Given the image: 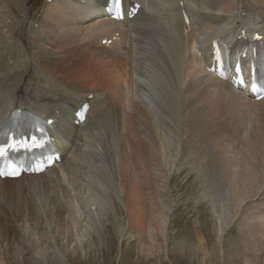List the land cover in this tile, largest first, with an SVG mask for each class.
<instances>
[{
    "label": "rangeland",
    "instance_id": "374dc122",
    "mask_svg": "<svg viewBox=\"0 0 264 264\" xmlns=\"http://www.w3.org/2000/svg\"><path fill=\"white\" fill-rule=\"evenodd\" d=\"M5 1L20 17L19 22L22 20L21 23H24L27 29H31L28 32L30 37L37 36V39L48 49V54L43 58H40L42 54L34 55L38 64L31 61L32 67L35 65L40 73L50 79L58 77L60 80H71V84L81 85L80 88H69L68 91L75 96L80 93L84 96L89 92L88 99L91 98L92 92H95L91 90V85L96 81L104 82V85L101 84L102 99L113 102L115 111H111L112 123L118 129L115 138L109 143V150L113 156L117 194L109 190L107 193L104 192L111 217L105 235L103 232L98 235L94 230H90V234L81 244V250L75 253L70 252L73 241H70L71 236L63 220H51L47 225L32 223V233L26 234L25 225H22L18 221L19 217L15 215L17 209L21 208L17 196L14 193L0 196V264H55L52 258H47L49 251H46V255L39 254V251L41 248L54 247L57 244H67L64 250L69 252L66 254L69 258L65 264H226L228 258L232 260V264H264V231H262L264 229V101L260 99L241 105V108L237 107L241 110V114L228 112L232 114L230 116L227 112L223 113L222 104L217 102V106L216 102L202 95L203 90L200 89L210 85L214 81L215 74L207 66H205L206 71H203V67L199 71L192 69L190 57L201 59L200 49L208 55L209 41L206 40L205 47H202L201 40L197 39L196 28H190V24L187 23L181 27L186 55L184 69L182 67L184 83L181 92H183L178 102L180 110L176 109L178 117H175V120L171 117L170 120L166 119L165 123L159 125L167 130L166 139L170 144L173 141L169 131L175 123L178 132L176 144L180 145V152L172 163L167 160L165 164L159 163L154 166L149 164L150 169L145 174L147 187L142 192L143 189L136 182L140 148H135L133 143L136 139L139 147L149 153L146 146L148 139L152 138V130L146 108L140 101V84H142L140 77L142 76L143 80L149 77V69L146 65L149 62L140 58L145 57L146 53L141 48L137 49L138 43L134 40L133 27L127 28V25L122 24L121 27L127 28L124 34L118 35L119 33L116 32L110 37L104 35L100 37L101 40L98 37L94 46L87 43V47H69V50L57 59L56 56L59 54L53 52L61 50L56 46L61 45L63 41L52 33V26L47 23L51 19L48 12L44 17L48 8H55L54 0H19L15 4L13 0ZM202 1L180 0V4L194 10L198 17L223 13L220 15L224 21L222 26L226 24L225 29H222L225 31L229 30L233 22L232 18L236 16L245 18L249 12L256 11L259 16L258 21L264 20V0H239L240 6L237 4L238 0H228V2L210 0L219 4L218 13L205 8L206 5ZM73 4L72 14L76 25L80 27H89L107 18L104 13L101 16L99 13L89 12L97 9L98 6L99 9L102 8L95 0H67V8ZM235 6L239 9L237 13ZM12 9H7L4 0H0V12H12L10 11ZM77 10H82V14H78ZM187 16L190 20L189 15ZM2 20H4L3 16L0 17L2 23L0 26L4 23L9 24L11 19ZM263 24L264 21L259 26L264 28ZM237 26L239 25L236 24L235 27ZM197 27L204 36L215 31L214 26L202 24V21H198ZM0 30L1 34L3 30L2 28ZM0 37V74L9 70L7 75L0 77V94H2L5 90L3 85L6 84V78L13 74V70H10L12 57L6 49L7 42H11L10 38L17 39V36L12 30L4 29ZM119 39L127 48L129 47L124 49L122 54L119 52L125 65L109 70L115 60L114 58L111 63L108 61L110 57H115L109 54L112 52L101 53V63H97L96 59L100 55L97 52L96 56L93 54L95 51L108 50L112 43ZM77 43L81 44L79 40ZM12 47H16V44H12ZM139 51L144 55H139ZM18 54L16 53L15 57H18ZM50 56H54L55 61L49 62ZM24 73L21 84L29 98L35 92L43 91L48 94L42 86L45 83L41 79H39L41 82H37L31 68ZM49 84L51 86L53 82ZM113 88L118 91L114 92ZM179 111L185 112L186 117L182 118ZM241 116L246 120L239 124ZM156 141L160 146L158 140ZM206 148L208 153L205 151ZM207 162L221 171L219 174L221 185L227 192L223 201L225 212L221 219L212 202L209 172L207 169L203 171L208 165ZM239 175H244L243 178L246 180L248 178L250 183L245 186L246 182L237 178ZM232 183L235 189L237 185L242 187L237 198ZM160 184L165 185L161 190ZM47 195L50 197L48 198L50 202L55 200L54 205L63 209L56 196L54 199V193L47 192ZM23 196L26 199L25 204H30L35 194L27 191ZM138 198L139 204H137ZM164 201L170 207L169 210H166ZM116 220L123 224L127 233L133 235L131 238H128V234L123 241L117 237ZM7 231L8 233H5ZM253 233L256 235L255 242L252 239ZM180 244H183L184 249L177 248Z\"/></svg>",
    "mask_w": 264,
    "mask_h": 264
},
{
    "label": "bare ground",
    "instance_id": "6f19581e",
    "mask_svg": "<svg viewBox=\"0 0 264 264\" xmlns=\"http://www.w3.org/2000/svg\"><path fill=\"white\" fill-rule=\"evenodd\" d=\"M18 1L19 0H13V4L18 3ZM95 1H98L102 8L99 9L98 6L97 9L95 8L93 11L89 12H96L102 16L103 12H105L104 6L106 0ZM147 1L148 2H146V0H122L124 8L122 12L123 20L110 18L105 12L108 16L107 18L93 23L89 27H80V25H76L75 17L72 14L74 11V4L67 8V0H54L53 2L58 6L55 5L54 9L50 7L44 13V17H46V12H48L47 14H49L50 20H52L47 22L52 26V33L63 41L61 45L57 41L59 46L56 47L61 50L53 52V54H59L56 56L57 59L61 58L63 53L69 50V47H87V43L94 46L98 37L102 38L104 35L110 37L112 34L115 35L116 32L119 33L118 35L121 33L124 34L127 28L133 27L132 32H134V40L138 43L137 49L139 50L141 48L146 53V55H144L139 51V55L145 56L140 58L149 62V64H146L149 69V77L145 78V80H143L142 76L140 77V81L142 82V84H140V101L146 108L148 122L152 130V138L148 139L146 146L149 153H146V150H143L141 146L139 147L136 139H134L133 143L135 148H140V163L137 162L138 174L136 182H138L143 189L142 192H144L146 190L145 187H147L145 183V174L150 169L149 164L153 166L155 164L159 165V163L165 164L167 160L172 163L177 158L178 152H180V145L176 144L178 132L177 126L174 125L175 123L170 127L169 131L171 135L170 138L173 141H170V144L168 139H166L167 130L159 125L165 123L166 119L170 120L171 117L172 120H175V117H178L176 109L178 108V110H180L178 102L183 92H181L184 83L182 67L184 69V56L186 55V51L183 48L181 27L185 26L184 24L187 23V25L190 24V28H196L198 30L197 39L201 40L202 47H205L204 44L206 40L210 43L208 55L207 52L203 53L202 49H200L201 59H196L193 56L190 57L191 68L196 69V71H199L202 67L203 71H206L205 66L209 67L211 64H213L215 70L216 62L213 61L211 47V42L213 40L224 41L223 43H225L229 49V66H231V68L227 80L220 78L218 76L219 74H216V79L214 78V81L210 85L200 89V91L203 90L202 95L207 96L209 100L222 104V111L223 113L227 112V114L230 112L240 115L241 110H239V108H241V105L255 101L253 97L248 96L249 93H251L249 90L253 85V80L250 75L253 46L257 44L256 40H254L255 35L260 36L261 40L264 41V28L259 26L264 20L261 22L258 21L259 16L256 11L247 13L246 17L242 19L240 17L237 18V16L232 18V15L231 20H233V22L231 26H229L230 23L227 25L230 28L228 31H225L222 29H225L224 26H226V24L222 26L224 21H222V16L220 14L223 13H218L220 10L218 9L219 4L217 5L216 3L217 0L216 2L214 1V3L212 1L210 2V0L202 1L204 5H206L205 8L214 13H218L208 15V17H198L197 14L194 13V10L192 11L187 5L180 4V0ZM226 2H228V0ZM4 3L7 9H12L7 1L4 0ZM237 4L240 6L239 0ZM235 7L237 13L239 9L237 6ZM10 11L13 13L8 11L0 12V17L3 16L4 20L8 18L11 19L9 20V24L4 23L0 28H2L3 31L4 29L12 30L15 32V36H17V39L12 40V38H10L11 42H7L8 46L6 49L9 50L12 57L10 70H13V74L6 78V84L4 83L5 85H3L5 90L0 94V125L5 122L10 111L14 107H25L41 118H53L50 127L53 130L51 141L59 151V158L49 168L42 172L22 173L16 178H0V196H9L11 193L17 196L21 208L17 209L15 215L17 218L19 217L18 221L21 222L22 225H25L24 232L26 234L32 233V223L36 225H47L51 223V220H63L71 236L70 241H73L71 245L72 250L70 252L75 253L81 250V244L90 234V230H94L98 235L102 232L105 235L107 224L111 223L110 208H108L107 198L104 192L107 193L109 190L113 194H117L114 182L113 156L112 152L109 150V143L111 139L115 138L118 131L112 123L111 111H115V109L112 104L113 102L102 99L103 86L101 84L104 85V82L101 83V81H96L92 84L93 86L91 85V90L95 92H92L91 98L88 99L87 96L89 92L84 94V96H81V93L75 96L72 92L68 91L69 88H80L81 85L71 84V80H60L58 77H52V79H50L40 73L35 65L32 67L31 61L37 63L35 61L37 57L34 55L42 54L40 58H43L48 54V49L37 39V36H35L36 38L33 36L30 37L28 32H30L31 29H27L25 24L21 23L22 20L19 22L20 17L15 14L14 9ZM77 13L81 15L82 10H77ZM128 13H131V16H127ZM187 15H189L190 20L185 22V17H188ZM198 21H202V24H211V26H214V33H208L206 36H204V33L200 34L197 27ZM122 24L127 25V28L124 29L121 27L120 25ZM236 24L239 26L235 27ZM120 39L117 40V42L114 41L108 50L106 49L100 52L95 51L93 54L94 56H96V52L100 55V57L98 56L96 58L97 63L102 62L101 53L108 54L112 52L109 54L115 57H110L108 61L111 63L114 58L115 60L109 70L125 65L122 61L121 54L124 49L126 50L129 47L127 48L125 43H122ZM52 40L50 39V41ZM78 40L81 44L77 43ZM14 43L16 47H12ZM16 53H19L18 57H15ZM64 55H66V53ZM53 57H49V62L55 61ZM217 62H219V60H217ZM236 62L239 63L241 70H243V89L234 87L233 82L237 77V72L234 70V63ZM30 68L37 78V82L39 79L43 80L45 85L42 84V86L48 94L42 91V93L35 92L31 98L26 95V91L23 89L21 83H23L22 79L25 74L24 72L30 70ZM5 69H3V71ZM8 73L9 70L4 73L2 72L0 77H4ZM30 76H32V74ZM51 81L53 82V86L49 84ZM109 89H111V87H109ZM112 90H114V92H116V90L118 91V89L114 88ZM261 99L264 101V97ZM84 104L87 106L86 115L84 121H80L75 115V112ZM219 107L221 108L220 105ZM179 113H181V111H179ZM181 114L182 118L186 117L185 112ZM190 115L189 113V116ZM231 115L232 114H230V116ZM133 116L136 117L134 114ZM245 120L246 118L241 116L238 122L240 124ZM134 122L138 130L136 120ZM156 140H158L160 146L156 144ZM202 150H204V148ZM205 151L208 153L207 148ZM207 164L208 165L204 167L203 171L207 169L209 172L208 177L212 189V202L221 219L225 212L223 201L226 199V188L221 185V175H219L221 171L216 170L211 163L207 162ZM202 165L204 166V164ZM243 176L244 175H239L237 178L240 181L246 182L245 186H247L250 182H248V178L246 180ZM164 186L165 185L160 184V190L163 189ZM231 186L233 187V183ZM233 188L237 198L239 190L242 189V187L237 185V189H235V187ZM27 191L28 193L32 192L35 194L34 200L29 202L30 204H25L26 199H24L23 196V193H27ZM47 192L54 193V199L56 196L57 201L63 209L54 205L56 204L53 203L55 201L54 199L53 202H50L48 199L50 197H48ZM138 202L139 198L137 204H139ZM164 202V206H167L165 207L166 210H169L170 207L166 201ZM134 203L136 204V202ZM18 213L22 215L19 216ZM116 228V235L121 241L125 239L127 234L129 235L128 238L133 236L126 232L123 224L118 220H116ZM250 231H252V228ZM262 231H264V229ZM5 233H8V231ZM255 236L256 235L253 233V242H255ZM65 240H67V238H65ZM66 245L57 244L54 247H44L40 249L39 254L46 255V251H49L47 258H52L55 264H65L69 258L66 255L69 252L64 250V247L67 248ZM178 247L182 248L183 244L178 245L177 248ZM250 248L252 249V246ZM255 250L259 251V249ZM230 262L232 264V260L228 258L225 263L229 264Z\"/></svg>",
    "mask_w": 264,
    "mask_h": 264
},
{
    "label": "snow or ice",
    "instance_id": "6c2138e0",
    "mask_svg": "<svg viewBox=\"0 0 264 264\" xmlns=\"http://www.w3.org/2000/svg\"><path fill=\"white\" fill-rule=\"evenodd\" d=\"M120 2H121V0H114L115 6L117 7V9H119V7H120ZM2 151H3V149H0V152H2Z\"/></svg>",
    "mask_w": 264,
    "mask_h": 264
},
{
    "label": "water",
    "instance_id": "95a60500",
    "mask_svg": "<svg viewBox=\"0 0 264 264\" xmlns=\"http://www.w3.org/2000/svg\"><path fill=\"white\" fill-rule=\"evenodd\" d=\"M263 59H264V57H263Z\"/></svg>",
    "mask_w": 264,
    "mask_h": 264
}]
</instances>
